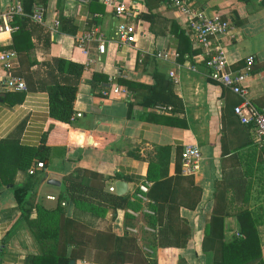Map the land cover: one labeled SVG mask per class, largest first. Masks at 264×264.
<instances>
[{
    "label": "crops",
    "instance_id": "0c3cea01",
    "mask_svg": "<svg viewBox=\"0 0 264 264\" xmlns=\"http://www.w3.org/2000/svg\"><path fill=\"white\" fill-rule=\"evenodd\" d=\"M8 1L0 0V7ZM191 1L207 14L219 12L229 17L232 36L224 43L229 68L239 70L244 57L253 56L245 96L255 106H264L261 0ZM42 5L43 21L26 22L25 26L32 48L16 53L10 61L12 73L34 88H25L18 103L0 101V140L11 136L21 145L43 148L41 157L34 155L27 168L15 172L13 185L27 183L32 204L52 209L59 202L66 216L89 229L133 236L141 257L129 254L130 260L124 264H176L178 258L185 264H212L211 247L202 250L201 243L213 211L222 216L223 242L240 237L238 216L247 212L250 220H255L264 264V152L261 163L254 157V150L262 145L245 143V130L230 114L222 117L238 97L206 77L198 50L189 48L166 61L153 57L157 50H175L181 44L171 30L172 24L182 28L176 12L164 0H143L141 33L133 45L127 46L114 38L116 18L99 0L86 5L44 0ZM55 18L58 26L53 30ZM80 35H88V39L78 46L76 38ZM97 38L104 42L103 53L97 52ZM10 43V33H0V50L10 48ZM51 58L83 66L68 123L50 120L48 115L44 84L49 81L41 63ZM168 72H173L176 83ZM112 84L125 87L132 98L100 97V90ZM3 94L0 90V97ZM163 96L170 109L159 112L152 100ZM146 101L151 104H144ZM185 144L196 145L200 153L193 174L174 171ZM163 146L169 147L166 163L157 153ZM153 163L158 167L150 176H188L199 188L192 208L179 205L172 209L177 221L188 227L182 247L157 245L159 227L148 222L155 212L152 202L146 196L137 197L138 184L148 188L152 183L146 176ZM50 179L58 184L48 183ZM177 185L185 189L188 180L178 179ZM109 186L112 191H108ZM61 193L66 199L58 198ZM114 196L126 198L128 205L113 207L107 199ZM135 203L136 208L130 206ZM160 211L164 215L165 206ZM34 214L32 210L29 217ZM162 243H171L165 234ZM40 253L41 247L21 218L10 185H0V264H28L29 256ZM101 258L97 250L87 249L72 260L73 264H100Z\"/></svg>",
    "mask_w": 264,
    "mask_h": 264
},
{
    "label": "trees",
    "instance_id": "16d2710c",
    "mask_svg": "<svg viewBox=\"0 0 264 264\" xmlns=\"http://www.w3.org/2000/svg\"><path fill=\"white\" fill-rule=\"evenodd\" d=\"M36 1L44 4V0H21L22 11L25 16L19 15L14 18V24L17 28L10 33L11 43L8 47L14 49L17 54L27 53L32 48V44L29 42V33L25 26L26 22H34L29 18V14ZM261 3L264 5V0H261ZM171 30L178 43H181L178 46L179 49L175 48L178 54L189 50L190 43L182 28L172 24ZM182 45L184 47L180 48ZM41 65L46 68L45 73L49 81L47 85L44 84L48 97L49 118L50 120L55 118L68 123L72 114V101L76 85L83 66L60 58H51L50 61L41 63ZM25 88L33 89L34 86L27 82ZM3 92L0 101L8 105L20 102L24 94V91ZM238 102L239 98L230 105L229 111L227 114L226 112L223 113L222 117H229L228 114H230L248 134L245 143L256 147V143L249 135L251 125L240 123L233 113L232 108ZM152 103L153 106H168L165 96L152 100ZM144 104H151V102L146 101ZM261 145L256 151L254 150V157L259 163H261V153L264 152V142ZM42 149V147L21 145L11 136L0 140V185H10L13 199L21 210V218L41 247L39 255H31L27 258L28 264H68L70 259L81 257L87 249H95L100 252L102 255L100 264H124L130 260L129 254L140 258L139 251L135 248L133 236L126 233L116 236L109 229L104 231L89 229L66 216L59 202L52 209H45L40 205L32 204L27 195V183L13 185L15 172L18 169L27 168L34 155L38 154L41 157L43 155L41 153ZM168 150V146L160 147L157 150L159 157L165 159V163ZM156 167H158V164H149L146 176L147 179L152 180V183L147 188L145 196L149 199L150 204L152 202L151 208L155 211L153 212L154 215L149 217L148 222L159 227L157 229V245L159 247H182L185 244L188 227L184 222L180 224L177 221V214L174 215L172 209L176 210L179 205L192 208L198 199L199 188L193 185L191 177L188 176H150V172ZM174 171L177 174L181 173L180 162L178 166H175ZM158 175L161 174L158 173ZM162 175H165V171ZM180 177L188 180L189 186L187 188H177V180L181 179ZM246 186L249 187V185ZM58 198L66 199L63 193L59 194ZM70 198L72 199V197ZM244 199L247 198L244 197ZM107 200L113 204V207L122 208L128 205L127 199L121 196L109 197ZM130 206L136 208L138 205L135 203L134 205L130 204ZM164 206L163 215L160 210ZM32 210L35 213L34 217H29ZM240 216H238L240 237H235L229 242H223L222 216L220 213L213 211L201 243L202 250H206L208 246L211 247L213 252L212 264H263L260 258V246L253 226L255 220L252 217L250 220L247 212L241 213ZM248 220L252 222H248ZM164 234L171 243H162V235L164 236ZM179 238H182V240H179ZM176 264H185V262L178 258Z\"/></svg>",
    "mask_w": 264,
    "mask_h": 264
},
{
    "label": "built area",
    "instance_id": "2783aa9c",
    "mask_svg": "<svg viewBox=\"0 0 264 264\" xmlns=\"http://www.w3.org/2000/svg\"><path fill=\"white\" fill-rule=\"evenodd\" d=\"M74 4L86 5L90 0H65ZM103 6L109 9L116 22L113 27L114 38L123 45H133L137 36L140 35L139 18L144 10L143 0H99ZM176 14L181 18L182 30L186 35L190 49L198 50L202 55L203 65L206 70V77L221 86L225 87L239 98V102L232 108L238 121L243 124H250V134L257 146L264 142V106L257 107L246 98V84L249 80L253 56L248 54L244 57V63L239 70H231L226 58L224 43L232 36L231 21L229 17L219 12L210 14L195 6L191 0H164ZM45 8L40 3H34L29 18L37 23L43 21ZM23 15L20 0H9L4 7H0V33H11L17 28L14 18ZM58 26V20H53V30ZM87 36L76 38L78 46ZM97 52L103 53L104 42L97 38ZM82 49V48H81ZM178 52L171 48H164L154 52L153 57L166 61L178 57ZM16 56L12 48L0 50V90L9 92L25 91L23 80L12 73L11 59ZM189 69H193L188 65ZM173 83L177 82L173 72H168ZM100 97L110 99L132 98L130 92L123 86L112 84L100 90ZM159 112H165L170 106L155 105ZM79 115V114H76ZM71 117V116H70ZM199 150L196 145L185 144L179 152L180 171L183 174H193L196 171L199 160ZM264 161V157L262 158ZM32 173L29 171V174ZM113 187L109 186L108 191ZM147 191L146 184H138L137 197L145 199ZM150 213L149 211H146Z\"/></svg>",
    "mask_w": 264,
    "mask_h": 264
},
{
    "label": "water",
    "instance_id": "95a60500",
    "mask_svg": "<svg viewBox=\"0 0 264 264\" xmlns=\"http://www.w3.org/2000/svg\"><path fill=\"white\" fill-rule=\"evenodd\" d=\"M47 182L48 183H51V184H58V182H55L54 180H47ZM115 185H117V183L115 184ZM68 264H73V260L72 259H70L69 261H68Z\"/></svg>",
    "mask_w": 264,
    "mask_h": 264
}]
</instances>
